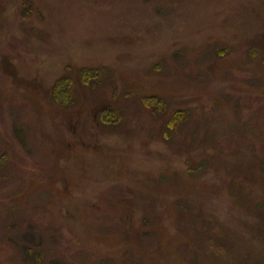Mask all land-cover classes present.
Masks as SVG:
<instances>
[{"label":"rangeland","instance_id":"374dc122","mask_svg":"<svg viewBox=\"0 0 264 264\" xmlns=\"http://www.w3.org/2000/svg\"><path fill=\"white\" fill-rule=\"evenodd\" d=\"M0 159V264H264V0H0Z\"/></svg>","mask_w":264,"mask_h":264},{"label":"trees","instance_id":"16d2710c","mask_svg":"<svg viewBox=\"0 0 264 264\" xmlns=\"http://www.w3.org/2000/svg\"><path fill=\"white\" fill-rule=\"evenodd\" d=\"M96 74H97V72L95 71V72H89L88 73V75H95L96 76ZM67 79H65V80H61L60 82H62V81H65V82H67L66 81ZM62 83H60V85H61ZM62 86V85H61ZM56 90V89H55ZM68 92H69V94H68ZM66 93L69 95V96H71L72 95V90H71V88H70V85L69 84H66L65 85V87L63 88V90H61V92H59V95H57V92H55V95H57V97L59 96V98L58 99H60V96H66ZM149 100H151V99H149ZM162 101L161 100H156V101H154L152 104L153 105H156V106H158V107H162ZM184 113L182 112V111H179V112H177L176 113V115L173 117V120L172 121H174L175 120V123H174V127L177 125V122H179L182 118H181V116L183 115ZM177 121V122H176ZM2 160L0 159V162H1Z\"/></svg>","mask_w":264,"mask_h":264}]
</instances>
